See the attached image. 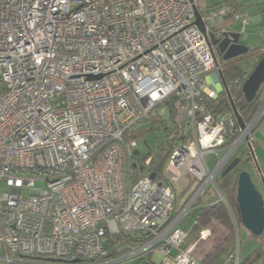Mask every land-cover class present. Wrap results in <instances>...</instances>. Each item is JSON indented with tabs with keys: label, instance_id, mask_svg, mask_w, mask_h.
<instances>
[{
	"label": "built area",
	"instance_id": "built-area-1",
	"mask_svg": "<svg viewBox=\"0 0 264 264\" xmlns=\"http://www.w3.org/2000/svg\"><path fill=\"white\" fill-rule=\"evenodd\" d=\"M198 12L207 35L196 24ZM226 19L241 24L244 39L251 19L235 0L207 10L198 0H0V188L7 189H0V247L6 264H202L182 249L181 223L210 187L238 238L240 224L216 181L242 149L255 159L264 84L245 129L233 112L215 110L222 67L211 36L222 42ZM171 111L177 139L162 180L149 172L135 181L139 139L132 132ZM213 130L203 147L201 132ZM209 154L218 157L212 169ZM152 162L148 158L145 168ZM185 175L196 189L177 210L174 186ZM111 239L121 242L110 249ZM36 257L48 261L30 259ZM239 261L237 249L225 264Z\"/></svg>",
	"mask_w": 264,
	"mask_h": 264
},
{
	"label": "trees",
	"instance_id": "trees-1",
	"mask_svg": "<svg viewBox=\"0 0 264 264\" xmlns=\"http://www.w3.org/2000/svg\"><path fill=\"white\" fill-rule=\"evenodd\" d=\"M256 54L261 55V59L264 57V46L261 48L255 49L251 51L249 49V53L242 57L233 59L231 61H222V78L228 86L230 97L232 98L236 109L238 110L239 115L241 116L243 122L245 124H249L255 115L258 107L259 101L258 97H256L252 102H248L243 94L242 87L249 77L246 71L240 66V63L248 56H253ZM3 85L0 82V93L3 92ZM171 105V102L167 103ZM215 110L218 113H229L233 112L231 109V103L229 99V95L227 92H221L219 94V98L216 102H214ZM173 119V111H171V121ZM160 125L161 130L169 133V135H173L168 141L167 148H160L156 158L153 159L151 168L148 170L144 166V162L150 157H140L137 156L135 160L137 161V166L135 165L133 168V179L137 181L138 179L145 177L148 173H151V176L154 175V180H162V173L166 164V154L169 151L171 141L177 139V132L175 129H172L171 126H168L167 122L158 115H152L148 121L144 123L141 128H137L132 132V136L134 138H138L141 136L145 128L152 127L149 131L155 129L156 126ZM239 126V123H238ZM248 151L244 150V153L241 158V163H244L249 159H252L248 156ZM239 165V166H240ZM239 166L231 172L226 177H222V175L217 179V186L223 193L226 198L228 204L230 205L234 216L239 224H241L240 214L238 211L237 205V183L239 174L244 170L239 169ZM204 216L211 217L218 220L223 226L229 229L230 235L225 241V243L218 247L212 256L207 260V264H225V261L220 260L223 254L227 255H235L237 251L236 245V236L233 229L232 218L229 214V211L224 203H216L213 206L207 207L203 209ZM260 244L256 248V250L246 259L240 258L239 264H256L259 263L262 259H264V233L261 237H256ZM121 241L119 239H111L108 242V248L112 249L114 246H117ZM31 260H40V261H48L46 258H30Z\"/></svg>",
	"mask_w": 264,
	"mask_h": 264
},
{
	"label": "crops",
	"instance_id": "crops-1",
	"mask_svg": "<svg viewBox=\"0 0 264 264\" xmlns=\"http://www.w3.org/2000/svg\"><path fill=\"white\" fill-rule=\"evenodd\" d=\"M198 1L201 4V7L207 10L218 7L227 0ZM235 5L239 12L246 14L251 19V24L248 27L256 29V32L259 34V36L264 37V0H235ZM238 24L241 26L240 23ZM235 26L236 24L232 19H226L220 24V28L228 33H235L233 32ZM244 41L245 38L241 39V43ZM244 45L248 47L247 44ZM254 138L255 149L257 156L259 157L258 160L262 162V164L258 166L259 168L261 166V171L264 174V120L255 130ZM186 176L187 175H185L182 179H184ZM181 180L174 186V191L177 197V210H180L187 205L196 189L192 177L191 181H189L187 184ZM217 201L218 198L216 194L213 196L212 193L207 192L203 199L199 200L198 203L192 208L188 217L185 218L181 223V227L186 233V239L182 245V249L188 250L190 254L202 264H207V260L212 256L218 247L225 243L230 235L229 229L223 226L218 220L204 216L203 209L215 205ZM243 227L244 226L242 224L239 225V235L238 238L236 237V245L240 258L246 259L256 250L260 242L249 230L246 228L242 229ZM6 257L7 253L3 248L0 247V264H6ZM152 259L155 262L163 263L162 256L160 254H154ZM137 262V260H134L131 261L130 264H136ZM27 263L33 264V262L29 261H15L12 264ZM35 264L43 263L40 262ZM257 264H264V259H262Z\"/></svg>",
	"mask_w": 264,
	"mask_h": 264
},
{
	"label": "water",
	"instance_id": "water-1",
	"mask_svg": "<svg viewBox=\"0 0 264 264\" xmlns=\"http://www.w3.org/2000/svg\"><path fill=\"white\" fill-rule=\"evenodd\" d=\"M196 24L200 30L207 35L205 25L202 22V17L200 13H197V22ZM218 48L220 56H217V53L214 47ZM211 48L215 54V57L218 60V57H221L223 61H231L233 59L242 57L249 53V48L241 43L240 33H225L224 39L221 43L214 40L211 36ZM100 77H92L91 80H98ZM221 83L219 87V93L227 92L229 95L231 109L235 114L238 123L242 129L246 128V124L243 122L241 116L238 113V110L235 107V104L230 97L228 86L220 74ZM264 84V57L260 60L258 65L255 67L253 72L249 75L245 81L242 91L245 99L248 102H252L258 95V92L261 86ZM168 154H166L167 158ZM241 163V158L236 157L230 165L225 169L222 174V177H226L231 172H233ZM260 178L264 187V177L263 173L260 170L258 164ZM154 175L151 176L154 179ZM237 205L238 211L240 214V220L242 225L249 230L255 237H261L264 233V195L258 190L257 186L254 184L251 175L243 171L239 174L238 183H237ZM227 254L221 256L222 261H226ZM79 263V262H75Z\"/></svg>",
	"mask_w": 264,
	"mask_h": 264
},
{
	"label": "rangeland",
	"instance_id": "rangeland-1",
	"mask_svg": "<svg viewBox=\"0 0 264 264\" xmlns=\"http://www.w3.org/2000/svg\"><path fill=\"white\" fill-rule=\"evenodd\" d=\"M234 23L236 24V26L234 27L233 32H235V33L241 32V26L237 22H234ZM256 31H257L256 29L250 28V27H248L246 29L245 41L243 43L247 44L248 47L251 49V51H254L255 49H258V48H261L262 46H264V37L259 36V34ZM214 49L217 53V56H220L219 52H218V48L215 46ZM260 60H261L260 54L248 56L240 63V66L246 71V73L248 75H250L253 72V70L255 69V67L258 65ZM221 67H222V63H221ZM164 119L167 122L168 126H171L172 129H174L172 126V123H171V115L169 113L165 115ZM150 129H152V127L145 128V131H143L141 136L138 137L139 148L137 149V152L141 158L142 157H151L153 159L156 158L159 149L160 148H167L168 141L171 138H173V135H171V134L169 135V133L161 130L160 125L156 126L155 129H153L152 131H149ZM244 147L245 146H243V148ZM253 147H254L253 152H254L255 159L252 158V159L248 160V158H247V161L242 163L239 166V169L244 170L251 175L254 184L257 186L258 190L264 195V187H263L262 181L260 179L259 169L257 167V164L261 165L262 162L258 160L259 157L257 156L255 144L253 145ZM225 153H226L225 150H220L218 152L220 157H223L225 155ZM243 153H244V150L242 149L238 153V156L242 157ZM206 160H207L210 168L212 169V168H214L215 164L217 163L218 157L214 156L212 154H209L207 156ZM260 170H262L261 166H260ZM181 181H183L185 184H187L189 181H191V176L187 175ZM36 187L37 188H44V185L41 183H38L36 185ZM0 189H1V191L7 190L4 185L1 186ZM208 192L212 193L213 196H215V192H214V189L212 187L209 188ZM24 195L26 197L29 196V190H25ZM217 198H218V196H217ZM242 229H245V227H243ZM130 262L131 261H126V262L120 263V264H130ZM33 264H35V263H33Z\"/></svg>",
	"mask_w": 264,
	"mask_h": 264
},
{
	"label": "clouds",
	"instance_id": "clouds-1",
	"mask_svg": "<svg viewBox=\"0 0 264 264\" xmlns=\"http://www.w3.org/2000/svg\"><path fill=\"white\" fill-rule=\"evenodd\" d=\"M216 130H213L212 133H207V132H201L200 134V144L203 146V147H208L209 146V143L210 141L213 139V135L215 133Z\"/></svg>",
	"mask_w": 264,
	"mask_h": 264
},
{
	"label": "flooded vegetation",
	"instance_id": "flooded-vegetation-1",
	"mask_svg": "<svg viewBox=\"0 0 264 264\" xmlns=\"http://www.w3.org/2000/svg\"><path fill=\"white\" fill-rule=\"evenodd\" d=\"M218 59H219V61H220V62H222V61H223L221 57H219Z\"/></svg>",
	"mask_w": 264,
	"mask_h": 264
}]
</instances>
